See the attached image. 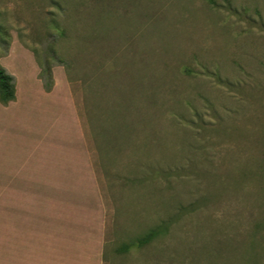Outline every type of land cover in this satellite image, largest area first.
Segmentation results:
<instances>
[{
    "label": "rangeland",
    "instance_id": "obj_1",
    "mask_svg": "<svg viewBox=\"0 0 264 264\" xmlns=\"http://www.w3.org/2000/svg\"><path fill=\"white\" fill-rule=\"evenodd\" d=\"M0 63V264H264V0H0Z\"/></svg>",
    "mask_w": 264,
    "mask_h": 264
},
{
    "label": "trees",
    "instance_id": "obj_2",
    "mask_svg": "<svg viewBox=\"0 0 264 264\" xmlns=\"http://www.w3.org/2000/svg\"><path fill=\"white\" fill-rule=\"evenodd\" d=\"M48 76L50 71H47ZM50 78V77H49ZM52 86L51 82L47 85L49 89ZM17 97L16 85L14 83V78L6 72L0 63V103L7 106L9 103L14 102ZM126 125L117 126L112 125V128H106L104 130L108 142L112 143L118 141L119 138H123L126 133ZM108 132L110 135H108ZM134 182V179L133 181ZM170 229V222L162 221L158 225L150 228L148 231L136 236L130 241L121 242L113 248V253L116 259H124L127 254L132 251L141 252L144 248L150 246L155 241L165 237ZM109 246V245H108ZM107 261V260H106Z\"/></svg>",
    "mask_w": 264,
    "mask_h": 264
}]
</instances>
